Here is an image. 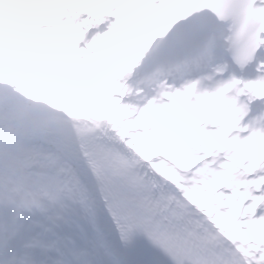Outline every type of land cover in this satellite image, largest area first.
I'll use <instances>...</instances> for the list:
<instances>
[{
    "label": "snow or ice",
    "instance_id": "snow-or-ice-1",
    "mask_svg": "<svg viewBox=\"0 0 264 264\" xmlns=\"http://www.w3.org/2000/svg\"><path fill=\"white\" fill-rule=\"evenodd\" d=\"M0 264H264V0H0Z\"/></svg>",
    "mask_w": 264,
    "mask_h": 264
}]
</instances>
